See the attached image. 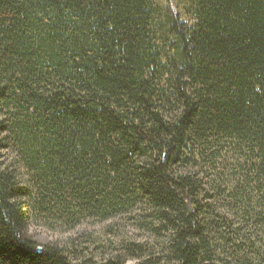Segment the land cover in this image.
<instances>
[{"label": "trees", "instance_id": "obj_1", "mask_svg": "<svg viewBox=\"0 0 264 264\" xmlns=\"http://www.w3.org/2000/svg\"><path fill=\"white\" fill-rule=\"evenodd\" d=\"M186 7L0 0V264H79L30 218L67 228L135 206L169 238L144 264L264 261L244 239L264 234V0Z\"/></svg>", "mask_w": 264, "mask_h": 264}, {"label": "rangeland", "instance_id": "obj_2", "mask_svg": "<svg viewBox=\"0 0 264 264\" xmlns=\"http://www.w3.org/2000/svg\"><path fill=\"white\" fill-rule=\"evenodd\" d=\"M156 1L164 5H168L171 2V0ZM173 1L180 8H187V0ZM5 151L9 153L8 160L13 162V167L16 168L18 175L22 177L26 176L25 166L18 160L17 153L10 149ZM224 154L226 155L225 158H228L229 161L235 164L238 161L244 162L246 158L241 152H238V160H232V153L228 154L224 152ZM202 160V158L198 159L199 163L195 169L200 171V176L207 184V189H210L211 184L207 182L212 177L207 171L210 168ZM149 212L150 210H147L146 206H135L134 211H123L122 213H118V215L115 214L116 216L105 219H102V217L85 218L73 227L67 228L55 222L50 223L41 221L40 219L30 218L28 231L38 244L54 245L61 248L74 263L103 264L105 260L120 254L125 257V264H144L148 260L166 257L168 254V233L161 230L157 233L152 228L153 225L157 228L159 223L153 221V216H149ZM228 215H233L237 223L236 225L243 224L242 218L237 216L234 209L230 210ZM242 231L237 236L238 238L242 235ZM249 231H254L251 225L246 229L247 234L244 238L247 241L245 242L246 245L248 246V243L253 241L255 248H259V253L264 254L263 232L259 235H249ZM248 237H250V240L247 239ZM221 247H224L226 252L220 254V256H223L222 258L226 260L234 259L231 253L239 249L236 246L233 247L232 244ZM217 253H219L218 250ZM223 262L220 259H215L210 264H225ZM254 262L264 264V261L256 260Z\"/></svg>", "mask_w": 264, "mask_h": 264}]
</instances>
